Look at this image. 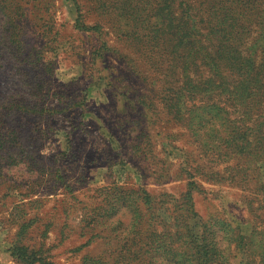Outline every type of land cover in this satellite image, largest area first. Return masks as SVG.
Here are the masks:
<instances>
[{"label": "rangeland", "instance_id": "374dc122", "mask_svg": "<svg viewBox=\"0 0 264 264\" xmlns=\"http://www.w3.org/2000/svg\"><path fill=\"white\" fill-rule=\"evenodd\" d=\"M83 256L264 264V0H0V264Z\"/></svg>", "mask_w": 264, "mask_h": 264}, {"label": "trees", "instance_id": "16d2710c", "mask_svg": "<svg viewBox=\"0 0 264 264\" xmlns=\"http://www.w3.org/2000/svg\"><path fill=\"white\" fill-rule=\"evenodd\" d=\"M83 263H81V264H96V263H99L98 261H96L95 262V260L93 259H90V260H87V256H83L82 257V260H81ZM87 261H88V263H87ZM102 262V261H101Z\"/></svg>", "mask_w": 264, "mask_h": 264}]
</instances>
